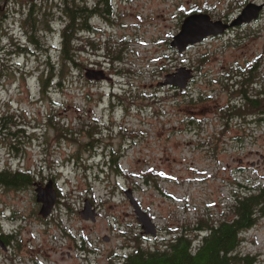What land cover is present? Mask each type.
<instances>
[{"label": "rangeland", "instance_id": "1", "mask_svg": "<svg viewBox=\"0 0 264 264\" xmlns=\"http://www.w3.org/2000/svg\"><path fill=\"white\" fill-rule=\"evenodd\" d=\"M0 2L6 12L0 24V115L14 113V126L25 127L12 129L14 135L0 128V170L20 169L30 178L16 188L0 183V236L19 245L5 244L7 251L0 246V264H117L137 241L161 245L183 230L198 238V230L188 228L201 216L230 218L236 192L264 186V113L259 119L224 117V107L240 93L221 84L254 63L255 86L264 81V0H112V14L92 17L96 46L83 38L87 48L75 53L78 65H61L57 7L46 35L50 48L32 45L22 53L10 34L26 41L20 25L30 1ZM250 3L261 6L252 21L182 53L170 46L189 14L230 23ZM48 59L56 70L62 66L63 78H54ZM180 67L194 74L185 89L159 84ZM86 68L101 77L88 79ZM49 73L42 91L39 75ZM250 83L244 88L253 94ZM82 125L94 139L81 130L70 140L59 131ZM49 181L59 201L42 217L35 188ZM127 189L159 228L157 235L140 233ZM86 199L96 211L94 221L79 214ZM238 251L264 264V216L243 231Z\"/></svg>", "mask_w": 264, "mask_h": 264}, {"label": "trees", "instance_id": "2", "mask_svg": "<svg viewBox=\"0 0 264 264\" xmlns=\"http://www.w3.org/2000/svg\"><path fill=\"white\" fill-rule=\"evenodd\" d=\"M30 7L22 15L21 30L26 41L21 43L18 38L10 34V39L14 41L17 47L15 51L28 53L31 46L36 49L47 51L51 43L46 35L54 28L53 19L56 15L53 8L57 7L59 18L63 23L60 28V36L57 44L61 65L74 63L75 53L80 50L86 51V46L82 44L84 38L85 44L95 48L96 41L91 36L93 25L92 17L96 15L108 17L112 14V0H95L92 5L89 0H28ZM6 12L0 2V24L5 18ZM53 18V19H51ZM84 35L85 37H82ZM81 43V44H80ZM87 45V46H88ZM21 53V54H22ZM49 55V54H48ZM49 57V56H48ZM121 57L112 59L120 61ZM204 56H201V61ZM200 61V62H201ZM50 70L54 65L47 60ZM257 64L246 67L244 70H235V74L228 77V81L221 82L222 86H227L230 93H240L239 100H232L224 107V117L251 115L259 119L264 113V81L256 85L255 78L258 76ZM234 69H238L233 65ZM58 78H63L64 71L62 66L59 69L54 68L53 74ZM53 77L49 73L44 77L39 75L38 87L40 90H47L49 80ZM53 78V79H54ZM253 81V82H252ZM253 83L256 89L252 93L245 91V85ZM250 83V84H251ZM17 115L14 113H4L0 115V128L5 129L6 134L14 135L15 132H22L25 127L14 126V120ZM23 125V124H20ZM61 126L59 131L63 133L66 139L77 140V133L85 131L90 135L89 127L83 125L77 131H71ZM1 133V132H0ZM29 174L26 171L15 169L13 171L0 170V183L11 187H17L29 183ZM230 218L222 217L219 220L200 217L195 226L188 228L198 230V238L189 234L188 230H183L167 239L165 243L155 246H145L136 242L130 253L122 256L117 264H260L257 257L252 253H243L238 251L242 241L244 230L252 227L256 221L264 216V186H258L248 192L235 193V199L229 208ZM9 235H4L7 242Z\"/></svg>", "mask_w": 264, "mask_h": 264}, {"label": "water", "instance_id": "3", "mask_svg": "<svg viewBox=\"0 0 264 264\" xmlns=\"http://www.w3.org/2000/svg\"><path fill=\"white\" fill-rule=\"evenodd\" d=\"M261 6L248 4L242 11L241 15L230 23H224L221 20H211L206 13H193L186 16L181 23L180 30L170 41V46L176 48L179 53L184 52L188 46L195 45L204 41L206 37L221 34L228 28L245 22H250L257 17ZM101 73L90 68L85 69V77L88 79H98ZM194 74L190 69L180 67L176 72L169 73L165 76L164 82L160 85H172L179 89H185L189 80ZM36 201L40 203L39 215L47 217L57 201V192L53 186V181H49L46 185H37L35 188ZM125 194L133 207L137 222L140 224L141 233L144 235L155 236L157 234L156 224L153 222L149 214L141 208L138 201L133 195L131 189H127ZM88 199L85 200L83 209L80 210V216L85 220L94 221L96 219V211ZM108 240L107 236L103 237ZM0 246L4 248L0 240Z\"/></svg>", "mask_w": 264, "mask_h": 264}, {"label": "flooded vegetation", "instance_id": "4", "mask_svg": "<svg viewBox=\"0 0 264 264\" xmlns=\"http://www.w3.org/2000/svg\"><path fill=\"white\" fill-rule=\"evenodd\" d=\"M57 192V191H56ZM57 195H58V193H57ZM59 201V200H58ZM159 231V228L157 227V232ZM141 233V232H140ZM0 240H1V242L3 243V245H7V247L9 246V247H11V246H13L16 250L18 249V247H19V245L18 244H16V245H12V239L11 240H9L8 242H7V240L5 239V241H4V238L2 237V236H0ZM7 249L8 248H5V246H4V248H3V250L4 251H7Z\"/></svg>", "mask_w": 264, "mask_h": 264}]
</instances>
